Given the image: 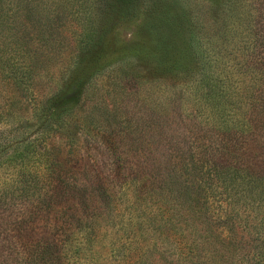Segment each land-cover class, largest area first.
<instances>
[{
    "label": "trees",
    "instance_id": "16d2710c",
    "mask_svg": "<svg viewBox=\"0 0 264 264\" xmlns=\"http://www.w3.org/2000/svg\"><path fill=\"white\" fill-rule=\"evenodd\" d=\"M0 264H264V0H0Z\"/></svg>",
    "mask_w": 264,
    "mask_h": 264
},
{
    "label": "rangeland",
    "instance_id": "374dc122",
    "mask_svg": "<svg viewBox=\"0 0 264 264\" xmlns=\"http://www.w3.org/2000/svg\"><path fill=\"white\" fill-rule=\"evenodd\" d=\"M144 18L142 8L138 9L135 15L125 21L116 23L112 35L110 36V45H121L122 43L134 42L139 39Z\"/></svg>",
    "mask_w": 264,
    "mask_h": 264
}]
</instances>
